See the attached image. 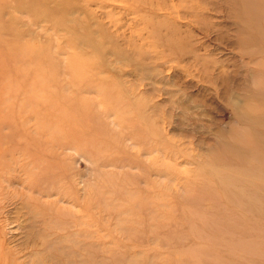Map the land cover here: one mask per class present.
Wrapping results in <instances>:
<instances>
[{"label":"rangeland","instance_id":"rangeland-1","mask_svg":"<svg viewBox=\"0 0 264 264\" xmlns=\"http://www.w3.org/2000/svg\"><path fill=\"white\" fill-rule=\"evenodd\" d=\"M1 136L4 264H264V0H0Z\"/></svg>","mask_w":264,"mask_h":264},{"label":"bare ground","instance_id":"bare-ground-1","mask_svg":"<svg viewBox=\"0 0 264 264\" xmlns=\"http://www.w3.org/2000/svg\"><path fill=\"white\" fill-rule=\"evenodd\" d=\"M3 128L11 129V124H3ZM28 134V132L23 133ZM7 139V136H1L0 138V169H3L7 172V178L3 181L7 183L8 187H24L28 191H32L37 194V197H32V194H28L26 198L22 197V205L24 209H28V212L33 210V208L28 204L29 201H34L35 205H38L40 199L43 197L53 195L54 191H51L52 188L46 190V182L44 179L40 180V176L38 171H34V168L41 162L46 164V153H37L36 155L40 156H32L29 151V141L23 142L19 141L17 144L10 143V141L4 142ZM28 139V138H27ZM35 141V146L43 149L44 144L42 142ZM23 142V143H22ZM74 147L72 142L60 143L58 148L61 150L71 149ZM45 151V150H44ZM5 155L9 156V159L4 157ZM59 155V154H58ZM63 158V157H62ZM66 159V158H65ZM257 170V169H255ZM25 176V177H24ZM45 178V177H44ZM15 198V197H14ZM17 198V197H16ZM37 208V207H36ZM41 214V215H40ZM46 213L41 211L39 213V218L41 221L45 219ZM46 222V219H45ZM32 236L35 237V241L33 243L40 242L43 246L46 245V238L42 234H38L33 230H30ZM35 251H39L36 249ZM3 259L4 256L1 255ZM5 260H1L0 264H4Z\"/></svg>","mask_w":264,"mask_h":264}]
</instances>
